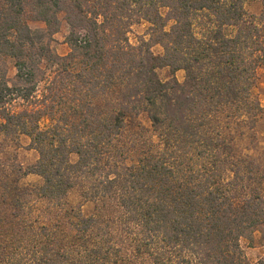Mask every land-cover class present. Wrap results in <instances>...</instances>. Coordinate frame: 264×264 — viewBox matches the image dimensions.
Returning <instances> with one entry per match:
<instances>
[{
  "label": "trees",
  "instance_id": "1",
  "mask_svg": "<svg viewBox=\"0 0 264 264\" xmlns=\"http://www.w3.org/2000/svg\"><path fill=\"white\" fill-rule=\"evenodd\" d=\"M60 13L65 57L42 45ZM26 14L45 29H31ZM141 22L134 46L128 33ZM6 58L16 82L0 71V133L29 139L38 159L15 173L42 184L0 212V264H264L240 244L264 225V164L248 166L232 143L262 110L253 89L264 8L249 16L241 0H0ZM40 63L50 74L36 75ZM129 113L146 114L149 136L123 139ZM76 188L94 204L90 215L66 204Z\"/></svg>",
  "mask_w": 264,
  "mask_h": 264
},
{
  "label": "rangeland",
  "instance_id": "2",
  "mask_svg": "<svg viewBox=\"0 0 264 264\" xmlns=\"http://www.w3.org/2000/svg\"><path fill=\"white\" fill-rule=\"evenodd\" d=\"M244 5V10L249 16H259L264 8V0H241ZM27 23L31 29H45V25L42 22H36L30 19L26 14ZM60 20V28L57 33L52 35L42 45L47 47L50 44V49L59 57H65L70 53L69 46L65 43L66 36L69 31V26L66 21L65 13L58 15ZM148 24L141 22L135 24L130 28L128 33V39L130 44L136 46L139 44L144 34H146ZM147 39L148 37L145 36ZM40 44L36 46L38 50ZM35 52V51H34ZM152 52L155 55L162 54V48L158 45L152 47ZM0 63V71L5 73L6 80L9 85L16 82V70L14 68L13 60L6 58L2 59ZM45 68V63H40L36 68V75L41 76V71ZM44 72L50 74L51 69H48L46 65ZM0 72V74H1ZM159 78L162 81H168L171 78V72L168 68H162L158 70ZM178 82L184 81V72L177 71L174 74ZM41 88V85H40ZM253 95L259 100L261 104V112L258 114L255 125L252 130L249 128H242L233 130V146L236 156L244 160L248 166L251 163L259 165L264 164V66L259 67L257 70V82L253 89ZM15 108H19L18 102L14 103ZM151 125L147 119L146 114H127L125 117V128L123 131V139H139V136H149L151 133ZM29 139L25 136H6L0 133V212H13L11 203L14 198L20 194H24L27 189H33L36 186L42 184V178L29 174L20 177L15 173L16 166H21L23 169L33 166L38 159L36 151L29 149ZM135 148V147H134ZM139 147H136L131 152L130 158L133 159L139 152ZM75 160V157H72ZM230 173H224V179H230ZM262 195L264 197V182L262 185ZM33 200H36L38 211H46L44 205L40 199L32 196ZM66 204L73 209L80 208L84 215H90L95 207L91 202H87L81 195L80 190L73 189L66 196ZM242 250L249 262L255 263L259 260H264V225L254 230L248 237L241 239L240 241Z\"/></svg>",
  "mask_w": 264,
  "mask_h": 264
}]
</instances>
